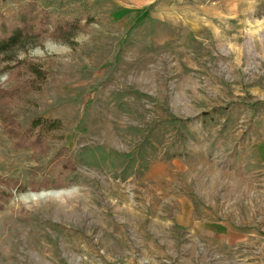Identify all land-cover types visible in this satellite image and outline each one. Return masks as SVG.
<instances>
[{
  "label": "rangeland",
  "instance_id": "obj_1",
  "mask_svg": "<svg viewBox=\"0 0 264 264\" xmlns=\"http://www.w3.org/2000/svg\"><path fill=\"white\" fill-rule=\"evenodd\" d=\"M37 4L93 21L0 64V88L25 90L22 126L64 125L33 158L0 121V176L39 178L63 147L73 170L3 206L0 264H264V0ZM28 62L47 73L38 90Z\"/></svg>",
  "mask_w": 264,
  "mask_h": 264
},
{
  "label": "trees",
  "instance_id": "obj_2",
  "mask_svg": "<svg viewBox=\"0 0 264 264\" xmlns=\"http://www.w3.org/2000/svg\"><path fill=\"white\" fill-rule=\"evenodd\" d=\"M3 2L4 0H0ZM39 0H26L18 4L17 9L7 8L0 11V64L11 59L8 55L20 41L30 39L41 41L45 36L55 40L68 42L78 31H85L90 26L92 17L87 16L81 20L73 15H63L49 12L45 8L38 7ZM18 62V63H17ZM17 65L15 66V64ZM24 61L16 60L9 67V71L20 67ZM27 71H30L35 79L23 83L28 91L38 90L36 79L42 82L46 77V71L36 64L28 62ZM17 72V71H15ZM20 85L9 89L0 88V121L3 130L12 141V145L18 149L29 148L31 156L38 158L45 155L50 149V141L60 138L57 132H62L64 125L61 120L55 118L34 117L25 126L17 121V116L11 113L13 101L23 93ZM73 170L72 155L68 148L57 150L56 154L42 169L39 178L38 172H31L26 183L17 177L0 176V210L9 202L16 192L38 191L40 188L62 187L64 178Z\"/></svg>",
  "mask_w": 264,
  "mask_h": 264
},
{
  "label": "bare ground",
  "instance_id": "obj_3",
  "mask_svg": "<svg viewBox=\"0 0 264 264\" xmlns=\"http://www.w3.org/2000/svg\"><path fill=\"white\" fill-rule=\"evenodd\" d=\"M40 194H42V193H40ZM64 194H65V193H63V195H64ZM54 195H57V194L54 193V194L52 195L53 197H56V196H54ZM61 195H62V193H61ZM65 195H66V194H65ZM41 197H43V195H42V196H39V195H38V196H37V195H33L31 198H33V199H37V198H41Z\"/></svg>",
  "mask_w": 264,
  "mask_h": 264
},
{
  "label": "water",
  "instance_id": "obj_4",
  "mask_svg": "<svg viewBox=\"0 0 264 264\" xmlns=\"http://www.w3.org/2000/svg\"><path fill=\"white\" fill-rule=\"evenodd\" d=\"M37 193H41V192H37Z\"/></svg>",
  "mask_w": 264,
  "mask_h": 264
}]
</instances>
